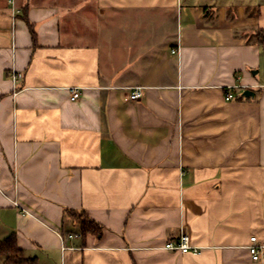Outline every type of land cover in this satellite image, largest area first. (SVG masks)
<instances>
[{"label":"crops","instance_id":"crops-1","mask_svg":"<svg viewBox=\"0 0 264 264\" xmlns=\"http://www.w3.org/2000/svg\"><path fill=\"white\" fill-rule=\"evenodd\" d=\"M15 5L0 0V240L36 264H264V0ZM182 232L198 252L166 248Z\"/></svg>","mask_w":264,"mask_h":264},{"label":"trees","instance_id":"trees-1","mask_svg":"<svg viewBox=\"0 0 264 264\" xmlns=\"http://www.w3.org/2000/svg\"><path fill=\"white\" fill-rule=\"evenodd\" d=\"M35 40V31L32 25H29ZM258 41L264 46V31L258 32ZM66 217L71 218L75 224H77L82 234L85 236L89 233L101 236L103 233V226L97 223L95 220L90 218V216L85 211H77L73 209H67L65 211ZM0 261L3 264H36V258H29L25 256L23 250L18 246L17 236L12 233L7 238L0 240Z\"/></svg>","mask_w":264,"mask_h":264},{"label":"built area","instance_id":"built-area-1","mask_svg":"<svg viewBox=\"0 0 264 264\" xmlns=\"http://www.w3.org/2000/svg\"><path fill=\"white\" fill-rule=\"evenodd\" d=\"M11 6H12V17L14 20L17 18L18 14L21 12L19 8L16 7L15 5V0H9ZM12 80L14 82V85L17 86V83L22 79L23 73L19 72L17 70H12L11 74ZM71 100L75 101L78 98H80L81 92L79 88H71ZM143 96V87H136L134 88L130 98L132 100H137ZM234 98V95L232 93L227 94L226 100H231ZM14 205L17 207H20L24 212L29 213L27 210L22 208L17 200H15ZM257 237L253 236L251 238L252 244L249 245V250L252 255L253 260L259 261L261 257L264 254V245H260L257 243ZM166 248L169 250H174V251H181L182 253H189V252H198L199 248L195 247L191 244V238L190 235L182 232L181 235L179 236L178 240L175 242H169L166 244Z\"/></svg>","mask_w":264,"mask_h":264},{"label":"water","instance_id":"water-1","mask_svg":"<svg viewBox=\"0 0 264 264\" xmlns=\"http://www.w3.org/2000/svg\"><path fill=\"white\" fill-rule=\"evenodd\" d=\"M254 94H255V92L252 91V90H250V89H246V90H244V92H243V96H245V97L254 96Z\"/></svg>","mask_w":264,"mask_h":264},{"label":"rangeland","instance_id":"rangeland-1","mask_svg":"<svg viewBox=\"0 0 264 264\" xmlns=\"http://www.w3.org/2000/svg\"><path fill=\"white\" fill-rule=\"evenodd\" d=\"M262 73L264 74V67L262 68ZM237 95L242 98L243 97V92H239Z\"/></svg>","mask_w":264,"mask_h":264}]
</instances>
